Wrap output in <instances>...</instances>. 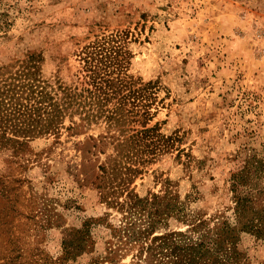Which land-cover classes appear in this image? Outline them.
<instances>
[{
    "label": "rangeland",
    "instance_id": "obj_1",
    "mask_svg": "<svg viewBox=\"0 0 264 264\" xmlns=\"http://www.w3.org/2000/svg\"><path fill=\"white\" fill-rule=\"evenodd\" d=\"M7 5L4 19L10 23L0 30V96L17 85L6 101H33L18 76L27 72L32 53L42 56L41 80L81 89L89 73L82 51L99 42L97 56L107 62L121 58L135 87L155 82L147 126L157 124L167 146L148 156L147 147L135 143L131 136L143 128L144 117L130 103L119 122L102 117L75 129L67 116L59 134L17 129L4 135L0 129V264H63L66 233L89 219L91 245L65 264H154L137 239L155 211L150 204L176 206L171 216H156L154 234L189 231L200 216L211 227L225 215L235 217L232 173L256 152L264 156V0ZM4 107L0 125L17 123ZM73 117L82 121L79 112ZM136 162L139 173L125 167ZM117 163L121 170L113 179L103 166ZM127 178L140 199L126 201V193L118 192L103 198ZM258 182L264 186V174ZM251 188L242 186V193ZM239 248L237 258L222 264H264V236L243 231Z\"/></svg>",
    "mask_w": 264,
    "mask_h": 264
},
{
    "label": "trees",
    "instance_id": "obj_2",
    "mask_svg": "<svg viewBox=\"0 0 264 264\" xmlns=\"http://www.w3.org/2000/svg\"><path fill=\"white\" fill-rule=\"evenodd\" d=\"M7 2L8 0H0V30L3 27H8L10 23L4 19V10H7L9 6ZM91 47L93 48L90 50L82 51L86 53L83 58L86 60L89 73L85 74L88 85L83 86L81 89L79 86L73 88L63 83L55 86L47 80H41L38 72L41 69L42 56L37 53L30 54L27 72L24 71L18 76H20L19 82H22L21 85H28V98L33 99V101L25 103L19 100L15 106L13 102L6 101V98L15 91L17 85H12L11 93L8 96H0V115L5 106V113L10 112L8 117L12 114L14 119L19 120L17 123L10 121L8 126L6 124L0 125L3 134L6 135L7 130L17 129L31 132L30 135H34L36 132L39 134H59L61 128L65 126L67 116L71 118L73 123L69 125V128L75 129L79 128L82 122L90 123L93 120L98 121L102 117L109 122L113 120L119 122L123 120L124 109L130 103L135 107H141L142 110L135 113L134 110L127 109V112H133L137 116L144 117L143 128L137 129L131 136H134L135 143L147 147L144 152H147L148 156L157 153V149H164L167 143L161 142L164 134L160 132L158 125L147 126L153 116L152 102L149 101L155 82L149 81L141 87H135V81L123 68L121 58L114 56L116 59H111L109 62L104 61L105 56L103 55L101 59L97 56L99 52L96 51L98 47H102V43L95 42L91 44ZM27 78L29 81L25 83ZM15 95L16 93L10 96L11 101ZM114 99L116 100L114 101ZM7 102L10 103L9 107L5 105ZM112 102L113 104L110 105ZM74 112L81 114V122L74 119ZM26 120L29 122L26 123ZM105 138L107 137L105 136ZM15 141L21 143L19 140L15 139ZM163 141H167L166 138ZM136 150L138 151V149ZM125 167L134 171V173L143 170L137 162L134 166ZM116 170H121L119 163L103 166L104 173L113 179ZM263 174L264 156L260 152H256L244 160L233 171L231 179L232 188L235 191V217L232 219L230 216L225 215V218L221 221L218 219L220 222L213 227L209 225L207 218L200 216L194 218L189 225L190 230H188L191 231L190 233L187 230H169L162 234H154L156 230L155 223L157 222L156 216L167 218L174 213L176 206L170 208L169 205L156 206L150 204L155 211L150 212L149 223L144 229L139 230L140 235L137 238L142 243V253L146 251V258L152 257L155 260L154 264H222L227 258H237L241 254L239 248L241 232H251L258 237L264 236V186H261L258 182ZM130 182L131 179L127 178L115 187H112V185L113 190L103 194V198H108V196L118 192L120 195L126 193V196H128L126 201H130L131 197L140 199L139 195L129 188ZM250 184L252 186L251 190L242 193V186ZM154 196H157V194ZM147 202H149V198H147ZM143 206L144 208L147 207L145 204ZM93 225L94 221L89 219L85 220L80 228L68 230L63 240V264H65V260L71 259L89 248ZM193 231L199 233L197 237L191 235ZM135 232L138 233L136 230ZM149 238L150 241L147 242ZM9 263L8 261L3 264Z\"/></svg>",
    "mask_w": 264,
    "mask_h": 264
}]
</instances>
